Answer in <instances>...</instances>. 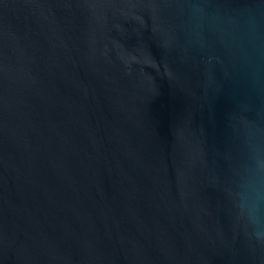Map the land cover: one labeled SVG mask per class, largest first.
<instances>
[{
  "label": "water",
  "instance_id": "obj_1",
  "mask_svg": "<svg viewBox=\"0 0 264 264\" xmlns=\"http://www.w3.org/2000/svg\"><path fill=\"white\" fill-rule=\"evenodd\" d=\"M264 0H0V264H264Z\"/></svg>",
  "mask_w": 264,
  "mask_h": 264
},
{
  "label": "clouds",
  "instance_id": "obj_2",
  "mask_svg": "<svg viewBox=\"0 0 264 264\" xmlns=\"http://www.w3.org/2000/svg\"><path fill=\"white\" fill-rule=\"evenodd\" d=\"M264 171V164L260 165ZM240 208L248 223L253 226L252 236L264 243V184L259 180L252 183L249 190L242 195Z\"/></svg>",
  "mask_w": 264,
  "mask_h": 264
}]
</instances>
